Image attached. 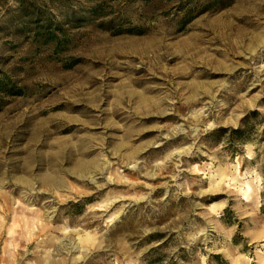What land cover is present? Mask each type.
Masks as SVG:
<instances>
[{
	"label": "rangeland",
	"instance_id": "obj_1",
	"mask_svg": "<svg viewBox=\"0 0 264 264\" xmlns=\"http://www.w3.org/2000/svg\"><path fill=\"white\" fill-rule=\"evenodd\" d=\"M0 171V264H264V0H0Z\"/></svg>",
	"mask_w": 264,
	"mask_h": 264
},
{
	"label": "bare ground",
	"instance_id": "obj_2",
	"mask_svg": "<svg viewBox=\"0 0 264 264\" xmlns=\"http://www.w3.org/2000/svg\"><path fill=\"white\" fill-rule=\"evenodd\" d=\"M1 172V171H0ZM244 185V184H243ZM246 188V187H245ZM247 188L249 189V191H250V189H251V191L253 190L252 188H251V185L249 184V183H247ZM249 195H250V193H249ZM53 212V211H52ZM78 247H80V245L79 244H72V247L71 248H73V249H77Z\"/></svg>",
	"mask_w": 264,
	"mask_h": 264
}]
</instances>
